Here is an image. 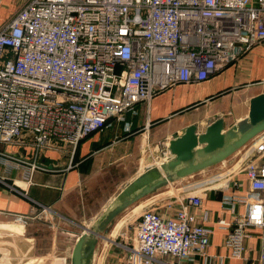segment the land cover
<instances>
[{"label":"built area","instance_id":"obj_1","mask_svg":"<svg viewBox=\"0 0 264 264\" xmlns=\"http://www.w3.org/2000/svg\"><path fill=\"white\" fill-rule=\"evenodd\" d=\"M263 40L264 0H23L0 25V146H31L34 156L30 161L0 147V164L21 168L28 185L45 168L37 162L43 150L74 151L108 118L137 103L148 106L176 84L207 80ZM241 150L243 193L241 179L224 170L176 196L177 209L149 208L152 200L132 242L119 243L124 264H188L209 256L212 229L188 211L201 206L208 186L226 191L216 221L226 231V257L247 259L249 229L259 228L264 264V131ZM59 260L66 264V257Z\"/></svg>","mask_w":264,"mask_h":264},{"label":"crops","instance_id":"obj_2","mask_svg":"<svg viewBox=\"0 0 264 264\" xmlns=\"http://www.w3.org/2000/svg\"><path fill=\"white\" fill-rule=\"evenodd\" d=\"M14 1L21 4L23 0ZM12 3L13 0H0V25L17 10L10 13ZM263 91L264 40L207 80L176 84L155 94L148 106L144 102L137 103L133 110L126 111L120 118H108L106 126L81 139L74 151L43 150L37 162L45 168L36 169L32 174V183L28 185L21 179V168L8 169L0 164V211L4 212L0 222H18L17 217H21L25 224L21 236L0 233V261L8 259V264H40V259L56 248V231L47 229L50 219L48 215L39 213L40 205L50 207L52 218L57 216L73 223L96 214L98 217L116 192L133 177L151 165L166 161L164 152L168 150V142L181 134L187 125L195 124L201 132L213 120L222 117L225 127H229L248 114L249 99ZM0 147L15 157L33 160L31 146ZM240 152L219 163L221 165L216 164L213 171L209 170L211 174L198 172L165 187L171 186V190L178 195H185L187 191L199 190L204 178L214 179L218 173L228 170L232 179H241L243 187L240 192L243 193L246 179L244 173L238 172L247 158ZM159 190L133 204L132 211L150 205L152 200L164 201L167 193ZM230 191L231 187L228 193ZM223 192L226 191L208 186L201 206L188 207L198 222L212 229L210 245L206 250L209 256L188 264H262L258 260L262 244V229L259 228L249 229L252 237L246 241L244 256L247 259L226 257L228 252L223 247L226 231L216 222L222 210L220 199ZM163 205L161 203L158 207ZM179 206L177 203L172 208ZM204 214L207 216L205 220ZM223 216L229 220V211ZM41 224L48 227L41 229ZM62 231L65 233L67 230ZM46 232L48 236H45ZM111 234L114 237V233ZM75 240L68 248L69 255ZM97 251L96 245L95 253ZM219 256H225L222 262Z\"/></svg>","mask_w":264,"mask_h":264},{"label":"water","instance_id":"obj_3","mask_svg":"<svg viewBox=\"0 0 264 264\" xmlns=\"http://www.w3.org/2000/svg\"><path fill=\"white\" fill-rule=\"evenodd\" d=\"M248 114L225 127L222 117L209 123L204 131L187 125L167 144L171 157L151 165L133 177L109 201L91 227L76 238L69 264H93L95 248L103 232L125 209L169 183H173L222 163L253 137L264 131V91L249 99ZM22 222H0V233L24 234ZM4 259L0 264H8Z\"/></svg>","mask_w":264,"mask_h":264},{"label":"rangeland","instance_id":"obj_4","mask_svg":"<svg viewBox=\"0 0 264 264\" xmlns=\"http://www.w3.org/2000/svg\"><path fill=\"white\" fill-rule=\"evenodd\" d=\"M19 5L20 4H17L16 1L13 0V3L10 5V9H11L10 13H12L17 8H19ZM243 151L244 150H241L240 153H242ZM155 165H158V164H155ZM218 165H221V164H217V166ZM213 167L205 169L201 171V173L211 174L212 172L210 171H213ZM160 189L161 190L159 191H166L165 192L167 193L165 194L166 199L164 201L157 199L158 203L148 206L149 208L153 206H159L161 205V203H164L165 207H167L168 204L172 206L178 203L176 202V196H178V194L175 193L174 191L169 192V190H171V186L162 187ZM141 207L142 206H140L139 210L134 211V212L132 211L133 206L129 207L128 209H125L123 212H121L119 216L117 215V217L114 218L111 224L103 232V236L98 239L99 240L97 244L98 251L95 255L94 264H124L123 255L125 254V251L119 245V243L127 245L128 243L132 242L131 238L133 237V230H134L133 227L136 225L137 221L139 220V215L144 209ZM160 209H163V207H161ZM39 213L40 214L44 213L48 215L50 219V222L48 220L49 227L45 224H41V229H46L44 227H48L47 229H50L51 231L52 229L55 230L56 238L58 239L56 240L57 241L56 248H54L53 250H49L45 254V256L42 259H40L41 261L40 264H60V260H59L60 257H66V264H69L71 256L69 255L70 252H68L69 251L68 248L70 247L71 243L76 239L77 235L81 234L84 231L85 226H87L88 228L92 226L94 221L97 219V216H96L97 214L93 215V217L91 218L86 217L82 219L81 221H78L77 223H73L70 221L61 220L57 216H54L52 218L51 211L49 210H40ZM64 229L67 230L65 233L62 231ZM42 231L40 232V234H42ZM111 232L114 233L113 240L115 242L108 241L106 238ZM44 234L45 236H48L47 232ZM40 236H43V235H40Z\"/></svg>","mask_w":264,"mask_h":264},{"label":"bare ground","instance_id":"obj_5","mask_svg":"<svg viewBox=\"0 0 264 264\" xmlns=\"http://www.w3.org/2000/svg\"><path fill=\"white\" fill-rule=\"evenodd\" d=\"M207 178V177H206ZM175 187V186H174ZM170 188V187H169ZM181 189V188H180ZM170 192H172V190H170ZM137 207H139V205H136ZM136 206H134V207H136ZM142 208V207H141ZM138 210H139V208H138ZM119 216V215H118ZM119 218V217H118ZM84 228H88L87 226H85ZM112 233V232H111ZM109 234L106 238H107V240L108 241H112V242H115L114 240H113V236H112V234ZM105 236V235H104ZM135 264H137V262L135 263Z\"/></svg>","mask_w":264,"mask_h":264}]
</instances>
